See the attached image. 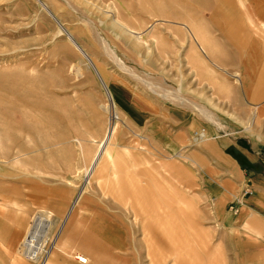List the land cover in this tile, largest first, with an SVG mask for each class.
<instances>
[{
	"label": "rangeland",
	"instance_id": "rangeland-1",
	"mask_svg": "<svg viewBox=\"0 0 264 264\" xmlns=\"http://www.w3.org/2000/svg\"><path fill=\"white\" fill-rule=\"evenodd\" d=\"M39 1L0 0V264H264L262 246L216 221L192 142L164 116L192 111L221 135L264 142V95L253 97L264 0ZM215 71L237 84L230 94ZM42 211L31 260L22 243Z\"/></svg>",
	"mask_w": 264,
	"mask_h": 264
},
{
	"label": "crops",
	"instance_id": "crops-1",
	"mask_svg": "<svg viewBox=\"0 0 264 264\" xmlns=\"http://www.w3.org/2000/svg\"><path fill=\"white\" fill-rule=\"evenodd\" d=\"M256 20L258 19L256 18ZM199 49L206 54L204 47H199ZM214 73L216 74L215 81L213 78L211 82L216 83L219 86L217 88H223L224 95L230 94V89L234 86L237 87L236 83L228 84V81L219 72L215 71ZM239 79L242 84L238 90L244 89V81ZM223 85H227L228 88L225 90ZM262 95H264V75H261L256 81L253 90L254 99H258ZM228 100L227 107L230 108L232 104ZM256 106L261 109V117H263L264 107ZM164 116L168 123L176 126L174 137L177 141L183 143L191 140L192 142L189 157L203 175L201 183L204 186L205 194L211 197V207L216 221L225 227L234 228L233 235L238 237L245 247L262 246L261 252L264 254L263 140H252L246 136L221 135V131L223 134L226 133L224 129L217 124H203V121L192 111L188 113L186 110L176 109L173 111L169 108ZM257 118L260 117L257 116ZM253 122L254 119L249 120V129L245 127L249 133L252 132ZM200 131H203L201 136L203 134L204 136L194 144V138L199 135ZM168 132L170 131L168 130ZM244 187H250L252 193L241 198L238 214L234 216L226 210L227 205L235 195L242 193Z\"/></svg>",
	"mask_w": 264,
	"mask_h": 264
},
{
	"label": "bare ground",
	"instance_id": "bare-ground-1",
	"mask_svg": "<svg viewBox=\"0 0 264 264\" xmlns=\"http://www.w3.org/2000/svg\"><path fill=\"white\" fill-rule=\"evenodd\" d=\"M41 5L46 8L47 6H45V4L42 3L41 1ZM49 10V9H48ZM52 14V13H51ZM50 14V15H51ZM52 16V15H51ZM54 18V16H52ZM55 20V19H54ZM56 21V20H55ZM58 24L59 22L56 21ZM115 22V21H114ZM61 24V23H60ZM61 30L66 34L68 40L71 42V44L79 51L80 49H82V47H80L76 41L71 37V35L61 26ZM95 34V33H94ZM84 51V50H83ZM85 53V51H84ZM82 54V52H81ZM83 55V54H82ZM87 55V54H86ZM84 56V55H83ZM88 56V55H87ZM88 62V60H87ZM92 62V61H91ZM88 64L90 65V63L88 62ZM94 65V64H93ZM90 67L92 68V66L90 65ZM93 69V68H92ZM103 88L105 89V96L107 98V100L109 101V105L108 107H110L111 109H113L114 111V103L112 101V97L110 94V91L108 90V88L105 86V84H102ZM151 88V87H150ZM176 95L173 96V98H177ZM178 98H180V96L178 95ZM184 100V99H183ZM179 101V100H178ZM181 101V100H180ZM186 102V101H185ZM187 105L193 108H198V106L196 105V103L194 104L193 102H189L187 101ZM200 108V107H199ZM247 129H249V124L246 126ZM110 132L107 134V138L105 140H108ZM106 137V135H105ZM104 140V142L102 141V143H106V141ZM105 145H100L98 150L96 151V153L93 155V158L90 162V164L88 165V167L85 170V175L86 177H89L91 175V173L93 172L94 168L96 167V165L98 164L99 160L102 157V154L104 152V149L102 148ZM68 216V215H67ZM49 217L50 214L49 212L42 211V214L37 215V217L35 219H33V224L29 226L25 238L23 240L22 243V254L26 255L29 259L31 260H37L39 258L40 253L42 252L43 249V245H44V240H41V237L44 235V233L46 234V229L48 228L49 225ZM66 218V217H65ZM46 237V236H45Z\"/></svg>",
	"mask_w": 264,
	"mask_h": 264
},
{
	"label": "built area",
	"instance_id": "built-area-1",
	"mask_svg": "<svg viewBox=\"0 0 264 264\" xmlns=\"http://www.w3.org/2000/svg\"><path fill=\"white\" fill-rule=\"evenodd\" d=\"M252 189L250 187H244L242 189V195L245 196L246 194H251ZM236 204H241V200L239 198H236L235 201L230 202L228 209L232 211L233 213H237L238 209L236 207ZM76 260L80 264H86L88 262L87 257L83 255H77Z\"/></svg>",
	"mask_w": 264,
	"mask_h": 264
},
{
	"label": "water",
	"instance_id": "water-1",
	"mask_svg": "<svg viewBox=\"0 0 264 264\" xmlns=\"http://www.w3.org/2000/svg\"><path fill=\"white\" fill-rule=\"evenodd\" d=\"M39 1V0H38ZM40 2V1H39ZM46 9L48 10V8L46 7ZM48 12L51 14L50 10H48ZM52 15V14H51ZM53 16V15H52ZM55 19V17H54ZM56 20V19H55ZM57 21V20H56ZM80 51L82 52V54L84 55V57L86 58V60H88V62L90 63V65L92 66L93 70L95 71V73L97 74L99 80L101 81L102 84H104L103 80L101 79L98 71L96 70L95 66L93 65V63L91 62L90 58L86 55V53H84L83 50L80 49Z\"/></svg>",
	"mask_w": 264,
	"mask_h": 264
}]
</instances>
